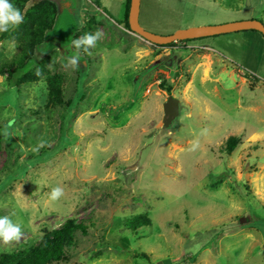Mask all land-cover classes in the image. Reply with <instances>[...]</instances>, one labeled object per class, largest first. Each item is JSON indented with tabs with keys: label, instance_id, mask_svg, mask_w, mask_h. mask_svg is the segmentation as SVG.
I'll use <instances>...</instances> for the list:
<instances>
[{
	"label": "rangeland",
	"instance_id": "obj_1",
	"mask_svg": "<svg viewBox=\"0 0 264 264\" xmlns=\"http://www.w3.org/2000/svg\"><path fill=\"white\" fill-rule=\"evenodd\" d=\"M43 1L60 5L32 0ZM73 1V38L100 30L101 40L65 67L66 15L26 67L63 74L69 107H46L45 78H9L21 49L0 42V215L22 226L0 254L76 219L90 233L66 264H264V36L168 48L123 27L126 0ZM251 20L264 23V0H141L140 26L159 36ZM170 97L181 112L165 128ZM232 137L241 141L228 156ZM56 186L64 195L52 201ZM145 214L151 226L126 227Z\"/></svg>",
	"mask_w": 264,
	"mask_h": 264
},
{
	"label": "trees",
	"instance_id": "obj_2",
	"mask_svg": "<svg viewBox=\"0 0 264 264\" xmlns=\"http://www.w3.org/2000/svg\"><path fill=\"white\" fill-rule=\"evenodd\" d=\"M12 3L22 11L24 20L15 29L0 33V42L4 40H15L19 43L21 49V53L8 69L9 78H12L17 73L23 72L22 76L17 80L18 86L45 78L48 88L46 107L48 109L69 107L70 103L66 101L65 97V76L63 74L51 73L45 62H37L26 70L27 65L34 58L37 47L43 44L47 34L55 27L59 17V6L50 1L32 3V0H12ZM131 4L132 0H126V13L123 24V27L130 32L129 14ZM81 33L75 38L84 35ZM204 39L207 38L179 41L165 47L174 48L178 43L186 44ZM161 70L163 72H169L171 69L169 65L164 64ZM259 82L260 80L258 78H254V83L258 84ZM163 83L165 86L168 85V80L164 79ZM170 89L171 87L169 86L168 90ZM240 141L239 138L232 137L226 143L223 152L230 156L237 149ZM151 225L152 221L150 217L145 214L130 219L126 227L135 232L142 227ZM89 233L90 227L84 221L76 219L69 220L62 227L46 233L42 240L34 247L12 253L0 254V264L69 263L70 251L79 246L78 236H88Z\"/></svg>",
	"mask_w": 264,
	"mask_h": 264
},
{
	"label": "water",
	"instance_id": "obj_3",
	"mask_svg": "<svg viewBox=\"0 0 264 264\" xmlns=\"http://www.w3.org/2000/svg\"><path fill=\"white\" fill-rule=\"evenodd\" d=\"M67 1L68 3L71 4V8H68L63 4V3H67ZM60 5H58L60 17H58L57 22L61 23L63 22V20H65L66 15L69 16V19H66L63 29L65 30L67 28L66 23L71 21L70 26L72 27V29L69 32V36L71 35L70 36L71 38L68 39L67 42L69 45L68 50L71 49L74 50L73 48H71V41L74 39L73 38V35L75 33L74 29L77 28L79 23L78 19H76L74 16L76 3L73 0H60ZM69 11H71V14L69 13ZM140 13H141V0H132L130 14H129V25L131 32L159 46H167L179 41L216 37V36H221V35L241 32V31H257L264 36V23L256 20L219 25V26H203L197 28H189L186 30H180L170 36H159L144 30L140 26ZM48 37H50V32L47 34L46 39H48ZM180 112H181V101L174 97H170L168 102H166L164 105V114H165L164 127L169 128L173 124L175 119L179 117Z\"/></svg>",
	"mask_w": 264,
	"mask_h": 264
},
{
	"label": "clouds",
	"instance_id": "obj_4",
	"mask_svg": "<svg viewBox=\"0 0 264 264\" xmlns=\"http://www.w3.org/2000/svg\"><path fill=\"white\" fill-rule=\"evenodd\" d=\"M24 16L22 11L16 7L12 0H0V33L9 32L23 23ZM103 37V32L97 30L95 33H85L83 36L75 38L71 41L69 54L64 55L66 59L65 67L72 69L79 68V62L82 60V53L91 54L90 49L94 48L98 41ZM9 48H15V42L9 44ZM197 145H193L195 149ZM64 195V189L60 186L52 188L50 192V200L57 201ZM22 236V226L14 222L7 215H0V241L9 243L11 241H19Z\"/></svg>",
	"mask_w": 264,
	"mask_h": 264
},
{
	"label": "crops",
	"instance_id": "obj_5",
	"mask_svg": "<svg viewBox=\"0 0 264 264\" xmlns=\"http://www.w3.org/2000/svg\"><path fill=\"white\" fill-rule=\"evenodd\" d=\"M66 4H69L70 5V3H68V1H67V3ZM69 13L71 14V11H69Z\"/></svg>",
	"mask_w": 264,
	"mask_h": 264
}]
</instances>
